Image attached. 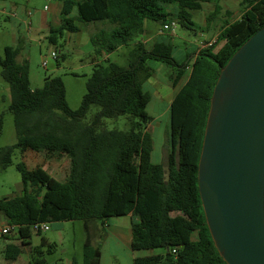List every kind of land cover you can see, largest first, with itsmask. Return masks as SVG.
<instances>
[{"label":"trees","instance_id":"obj_1","mask_svg":"<svg viewBox=\"0 0 264 264\" xmlns=\"http://www.w3.org/2000/svg\"><path fill=\"white\" fill-rule=\"evenodd\" d=\"M220 1L62 0L61 25L51 29L52 43L64 31L78 32L76 21L105 25L91 37L93 69L76 110L67 103L60 77H48L44 87L32 89L29 61L17 62L19 50L4 48L1 77L11 91L9 111L14 117L16 142L0 147V171L12 164L15 149L23 154L44 153L49 158L68 157L71 164L65 181L41 166L30 169L24 161L16 165L23 193L0 200V213L18 233L17 238L1 236L19 241L4 247L8 261L18 260L22 248L31 247L32 237L41 236L42 231L34 232L35 225L82 221L88 234L83 264H101V246L92 245L91 225L104 227L109 218L131 216L133 251L166 249L164 255L135 257L133 264H226L206 224L198 164L220 71L264 26V0L245 3L240 19L227 23L213 43L183 63L173 58L171 42L155 41L148 49L141 41L146 23L194 25L191 11L214 4V11L206 17V31L221 11ZM168 7H174L175 13L166 12ZM131 43L127 66L109 60L110 54ZM150 61L174 72L190 69L170 104L169 150L160 164L153 162V138L147 129L153 120L147 112L150 95L144 88L153 76ZM93 105L99 110L87 121ZM121 116H128V130L103 127L104 119ZM45 248L52 252L55 244L41 237L40 244L31 249V260L24 264H46Z\"/></svg>","mask_w":264,"mask_h":264},{"label":"rangeland","instance_id":"obj_2","mask_svg":"<svg viewBox=\"0 0 264 264\" xmlns=\"http://www.w3.org/2000/svg\"><path fill=\"white\" fill-rule=\"evenodd\" d=\"M248 1H220L221 11L211 23V25L214 22L217 23L219 28L217 33L227 23L240 19L245 7L244 4ZM57 5L62 6V0H0V56H3L6 46L18 48L20 54L17 61L19 63L24 60L29 61L30 86L32 89L44 87L48 77H60L66 87L67 103L71 109L76 110L82 103L83 96L86 93V82L93 69L92 59L95 58V55L90 39L96 31L104 28L105 25L102 23L80 24V33L64 31L56 43H52L49 39L51 35V28L49 27L42 30L31 27L29 31L24 22L26 17L24 10L46 11L54 17L53 14H55ZM214 9V4H205L202 10L191 11L194 25L187 23L186 27L179 23H175V25L168 23L169 29H164L161 23L150 22L151 27L148 26V32L141 41L147 48H151L155 41L171 42L174 48L173 58L178 63H183L199 48L216 40L217 37L214 40L212 38L204 40L201 37V31H205L206 17ZM170 11L175 13L174 7L166 8V12ZM76 14L77 10L75 9L72 15L75 16ZM52 27V29H55L54 22ZM19 38H21V41L18 40ZM132 44L110 54L108 56L109 60L121 66H127V54L134 46ZM221 45L219 44L216 49ZM53 52L59 53L56 60L51 57ZM44 60L47 62L46 67L43 66ZM152 62L156 65V72L153 78L146 82L145 90L149 92L151 99L147 106V112L153 120L147 129L153 138V162L160 164L165 160L169 150L170 104L172 98L169 95V89L175 91V84L179 83V78L174 75L171 68L155 61ZM1 69L0 66V121L2 119L0 147H6L16 142V133L14 117L9 111L11 91L9 84L1 77ZM187 72L180 73L182 79ZM182 83H184V80H181L180 86ZM98 110L97 106H91L86 120L89 121ZM127 118L128 116H121L119 118L104 119L103 127L107 130L126 131L129 129ZM25 160L30 168L44 167L52 177L59 181H65L70 172L71 164L68 157L49 158L44 153H28ZM21 161H23V153L20 149H15L12 164L4 171H0V200L23 193L21 175L16 168V165ZM132 221L133 217L123 216L105 220L104 227L100 224L91 225L92 245L95 247L101 246V264H133L135 257L164 255L166 253L164 248L133 251L127 241L113 233L112 230L121 227L128 231L131 229L130 224L132 225ZM3 225H7V222L0 213V228ZM41 237L55 244V249L52 252H48L45 248L44 258L46 264H83V246L88 234L82 221L50 223L49 230L42 232L41 236L34 235L31 247H27L20 258L13 262L5 258L3 249L6 239L0 236V264H24L29 262L32 257L31 249L40 244Z\"/></svg>","mask_w":264,"mask_h":264},{"label":"water","instance_id":"obj_3","mask_svg":"<svg viewBox=\"0 0 264 264\" xmlns=\"http://www.w3.org/2000/svg\"><path fill=\"white\" fill-rule=\"evenodd\" d=\"M206 224L226 264H264V26L221 69L198 164Z\"/></svg>","mask_w":264,"mask_h":264},{"label":"crops","instance_id":"obj_4","mask_svg":"<svg viewBox=\"0 0 264 264\" xmlns=\"http://www.w3.org/2000/svg\"><path fill=\"white\" fill-rule=\"evenodd\" d=\"M61 5H57L56 6V9H55V14H53L54 15V17H52V15H51V13H48V12H46V11H39V10H29V9H26V10H24V13L26 14L25 16V20H24V22H25V24L28 26V28H29V31L31 30V27H33V28H36L37 30H42V29H45L46 27H49V28H53L52 27V24H53V22H54V25H55V29L56 28H58L60 25H61V21H60V11H61ZM171 13H173L172 11H170ZM75 24H76V26L79 28V30H78V32H76V33H80V31H81V25L80 24H83L82 22H80V21H76L75 22ZM168 24V23H167ZM148 26H150L151 27V24L150 23H146V25H145V28H146V32H145V34L142 36V38L147 34V32H148ZM152 28H153V26H152ZM218 30H219V28L217 27V23H213L212 25H211V27L209 28V29H206V31H201V37L204 39V40H209V39H211L212 38V40H214V38L215 37H217L218 35H219V33H217L218 32ZM222 30V29H221ZM220 30V31H221ZM142 38H141V40H142ZM19 41H21V38H19L18 39ZM91 40V39H90ZM214 42V41H213ZM16 48V47H15ZM147 48V47H146ZM18 49V48H17ZM148 49H150V48H148ZM200 49V48H199ZM198 49V50H199ZM197 50V51H198ZM19 54H20V52L18 53V56H19ZM18 56H17V58H18ZM106 58V57H105ZM94 60V58L92 59V61ZM18 62V61H17ZM149 66L153 69V76H154V74H155V72H156V65L155 64H153V62L152 61H150L149 63ZM164 65V64H163ZM167 67V66H166ZM185 71H188L187 72V74L186 75H184V77H183V79H182V77H180V72H174V71H172L173 73H174V75L177 77V78H179V83H176L175 84V91L173 90V89H169V95L172 97L171 98V101H172V99H173V97L175 96V94H176V92L178 91V89L186 82V80L188 79V77H189V74H190V69H186ZM173 75V76H174ZM153 76L151 77V78H153ZM150 78V79H151ZM149 79V80H150ZM149 80L147 81V82H149ZM181 80H184V83H182V85L180 86V82H181ZM145 85H146V83H145ZM145 85H144V88H145ZM28 153H35V152H33V151H27V152H25L24 154H23V161L26 163V160H25V157H26V155L28 154ZM39 154V153H38ZM27 164V166H28V168H30V166L28 165V163H26ZM35 168V167H34ZM44 168V167H43ZM30 169H32V168H30ZM45 169V168H44ZM23 190H24V187H23V185H22V192H23ZM129 217V216H128ZM134 221V220H133ZM132 221V222H133ZM4 226V225H3ZM109 227V226H108ZM130 227H131V229H129L128 231L126 230V229H123L122 227L120 228V229H115V230H112L113 231V233L115 234V235H117L118 237H120V238H123L125 241H127V243L128 244H130V246H131V230H132V225L130 224ZM110 228V227H109ZM130 231V232H129ZM18 243L19 241H11V240H8V239H6L5 240V244H4V247L7 245V244H10V243ZM25 249H27V247H23L22 248V251H24ZM3 251H4V249H3ZM23 253V252H22ZM19 259V258H18ZM17 261V260H16Z\"/></svg>","mask_w":264,"mask_h":264},{"label":"built area","instance_id":"obj_5","mask_svg":"<svg viewBox=\"0 0 264 264\" xmlns=\"http://www.w3.org/2000/svg\"><path fill=\"white\" fill-rule=\"evenodd\" d=\"M171 25H175V23H172ZM163 27H164V29H169L168 24H165ZM58 55H59V53L53 52L51 54V57L56 60L58 58ZM46 65H47V62H46V60H44L43 66L46 67ZM33 230H34V232L48 231L49 230V224L35 225L33 227ZM0 236H10L12 238H17L18 237L17 227H15L13 225H9V224L4 225L3 227L0 228Z\"/></svg>","mask_w":264,"mask_h":264}]
</instances>
